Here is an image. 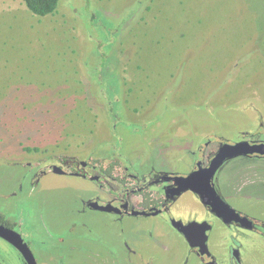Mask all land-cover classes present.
I'll use <instances>...</instances> for the list:
<instances>
[{
	"label": "rangeland",
	"instance_id": "1",
	"mask_svg": "<svg viewBox=\"0 0 264 264\" xmlns=\"http://www.w3.org/2000/svg\"><path fill=\"white\" fill-rule=\"evenodd\" d=\"M111 109L116 117L123 109L120 120ZM258 129L264 0H62L47 17L24 0H0V214L38 264L197 262L166 219L88 209L90 198L106 195L96 181L37 178V162L87 159L113 142L137 173L187 174L201 147ZM217 178L233 208L264 219V159H232ZM203 208L187 192L173 217L188 222ZM131 236L145 240L134 246L138 255L123 244ZM0 264H23L1 239ZM249 264H264V245L251 249Z\"/></svg>",
	"mask_w": 264,
	"mask_h": 264
},
{
	"label": "flooded vegetation",
	"instance_id": "2",
	"mask_svg": "<svg viewBox=\"0 0 264 264\" xmlns=\"http://www.w3.org/2000/svg\"><path fill=\"white\" fill-rule=\"evenodd\" d=\"M116 103L122 106L123 100L117 99ZM118 112L116 117V113L111 109L114 120L116 118L120 120L124 111L122 109ZM242 143H249L252 147L246 146L243 152L235 156L227 155L230 150L228 146ZM110 144L112 145L109 153L101 154L98 149H95L93 152L89 151L90 155L87 159H77L78 155H74L69 159L68 157L58 159L57 163L52 165H41L40 161L33 167L25 162L23 166L39 168L36 172L37 178L52 172L96 181L106 195L90 198L86 204L88 209L108 212L121 220L132 217L166 219L168 226L186 243L189 254L195 256L197 264H249L251 249L257 245L260 247L264 245V219L252 217L245 211L233 208L220 196L217 189L219 171L228 161L237 157L264 159V150L260 152L255 147L264 145V130L258 129L256 132L245 133V136L236 142L219 139L214 145L201 147L198 163L187 174L165 170L137 173L133 166H129L127 161L124 162L119 157L118 146L113 142ZM187 192L194 193L204 208L202 212L192 216L193 220L184 222L180 220V217L179 219L173 217V209ZM166 226L158 229L157 234H161L160 240L169 236ZM0 227L10 231L6 230L7 239L1 235L0 239L20 254L23 264H29L23 253L13 245L23 240L26 242L18 232L17 225L0 214ZM155 229L157 227L152 225L149 227V232L153 233ZM160 240L157 238L158 243ZM139 243L143 244L145 240L139 242L132 236L123 239L125 248L132 255H138L134 246ZM28 247L30 249L29 245ZM30 251L34 256L31 249ZM143 260L153 261V257H144ZM35 261L37 263L36 258Z\"/></svg>",
	"mask_w": 264,
	"mask_h": 264
},
{
	"label": "water",
	"instance_id": "3",
	"mask_svg": "<svg viewBox=\"0 0 264 264\" xmlns=\"http://www.w3.org/2000/svg\"><path fill=\"white\" fill-rule=\"evenodd\" d=\"M246 146H250L252 147L249 143H242V144H238L235 146H228L230 148V150H228V156H235L241 153L242 150H245ZM257 147V151L263 152L264 150V145H259V146H255ZM243 152V151H242ZM253 152V151H252ZM7 229H5L4 227H0V235L4 238H8V236H6L7 234ZM10 232V231H8ZM13 245L23 253V255L26 257L27 261L29 264H37L35 261L34 256L32 255L27 243L23 240L20 241L19 244H15L13 243Z\"/></svg>",
	"mask_w": 264,
	"mask_h": 264
},
{
	"label": "trees",
	"instance_id": "4",
	"mask_svg": "<svg viewBox=\"0 0 264 264\" xmlns=\"http://www.w3.org/2000/svg\"><path fill=\"white\" fill-rule=\"evenodd\" d=\"M62 0H24L25 6L36 16L47 17L54 15Z\"/></svg>",
	"mask_w": 264,
	"mask_h": 264
}]
</instances>
